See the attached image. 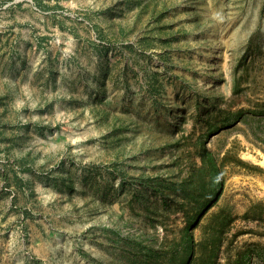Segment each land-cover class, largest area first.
<instances>
[{"label":"rangeland","instance_id":"rangeland-1","mask_svg":"<svg viewBox=\"0 0 264 264\" xmlns=\"http://www.w3.org/2000/svg\"><path fill=\"white\" fill-rule=\"evenodd\" d=\"M210 161L264 252V0H0V264H153Z\"/></svg>","mask_w":264,"mask_h":264},{"label":"trees","instance_id":"trees-1","mask_svg":"<svg viewBox=\"0 0 264 264\" xmlns=\"http://www.w3.org/2000/svg\"><path fill=\"white\" fill-rule=\"evenodd\" d=\"M207 169L208 180L200 175L189 186L177 189L175 201L184 213L185 226L176 230L172 238L165 235L162 246L154 250L153 264H264V252L253 255L251 245L240 251L226 247L234 219L222 213L203 226L201 240L195 239L192 230L202 226L206 208L215 200L220 185L216 163L210 161Z\"/></svg>","mask_w":264,"mask_h":264}]
</instances>
